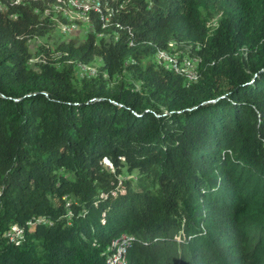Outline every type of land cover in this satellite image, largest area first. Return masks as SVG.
<instances>
[{
    "label": "trees",
    "instance_id": "1",
    "mask_svg": "<svg viewBox=\"0 0 264 264\" xmlns=\"http://www.w3.org/2000/svg\"><path fill=\"white\" fill-rule=\"evenodd\" d=\"M100 1L0 0V264H264V0Z\"/></svg>",
    "mask_w": 264,
    "mask_h": 264
},
{
    "label": "rangeland",
    "instance_id": "2",
    "mask_svg": "<svg viewBox=\"0 0 264 264\" xmlns=\"http://www.w3.org/2000/svg\"><path fill=\"white\" fill-rule=\"evenodd\" d=\"M92 2V1H90ZM87 3H89V1H87ZM73 9V10H72ZM79 8H75V7H70L68 8V10L65 12V16L68 17L70 19L71 22H73L72 26H61L55 33V35L52 37L51 40V45L50 46H56L58 43L61 42H66L68 43L70 40H75L79 43L83 42L85 40V37L87 35V22L88 20H85L84 18L81 17V14H79ZM80 22V23H79ZM79 23V24H78ZM73 32V33H72ZM45 39H41V40H34L31 42V51L34 53L35 52V46L38 45L39 43L44 44ZM176 46V45H175ZM175 50V48H174ZM167 58L170 59L171 63L172 61L174 63H176V61L174 60V58H170V56H167ZM189 66H187V69L185 70V72L187 73H191V69H195V64L193 62L189 63ZM85 69V68H84ZM87 69V68H86ZM180 70L177 67L178 71ZM95 71L92 70V73H94ZM195 73H193L192 71V75H188L189 79H194L195 77ZM135 85V87L137 88V90L140 89V84L139 83H133ZM142 89V88H141Z\"/></svg>",
    "mask_w": 264,
    "mask_h": 264
},
{
    "label": "bare ground",
    "instance_id": "3",
    "mask_svg": "<svg viewBox=\"0 0 264 264\" xmlns=\"http://www.w3.org/2000/svg\"><path fill=\"white\" fill-rule=\"evenodd\" d=\"M69 1V7H77L79 8V11L81 14V17L84 18L85 20L87 19V15L89 14V12L91 11H95L97 13H101L102 11V4H101V1L100 0H92V2L89 1V3H86V11H81V8L75 4V2H72V0H68ZM73 10V9H72ZM161 55V58L164 59V61L166 62H170V59L167 58V54H160ZM171 58V57H170ZM180 58V57H179ZM172 59V58H171ZM163 61V60H162ZM165 63V62H163ZM198 66V65H197ZM183 69V68H182ZM195 70V69H194ZM191 71V70H190ZM197 71V70H196ZM192 72V71H191ZM196 77V75L194 76ZM195 79V78H194ZM192 80V79H191ZM21 232H18V236H20ZM120 245V244H119ZM125 245V244H124ZM115 247V246H114ZM125 247V246H124ZM114 249V248H113ZM123 254H124V249H122L121 247H119L117 249V254L114 255V256H110L107 261H106V264H121L120 260L121 258H123ZM125 258V257H124ZM125 261V260H124Z\"/></svg>",
    "mask_w": 264,
    "mask_h": 264
},
{
    "label": "built area",
    "instance_id": "4",
    "mask_svg": "<svg viewBox=\"0 0 264 264\" xmlns=\"http://www.w3.org/2000/svg\"><path fill=\"white\" fill-rule=\"evenodd\" d=\"M87 1H92V0H72V2H75L76 5H78L80 8H81V11H86V3ZM113 8H114V4H113ZM73 33V32H72ZM42 44L39 43L38 45L35 46V48H38L39 46H41ZM180 57H183V56H180ZM35 59H39V58H35ZM43 60V59H42ZM186 60H190V57H183V64H185V61ZM167 67H170L169 65H167ZM194 69H192L193 71ZM187 75H192V72L191 73H188ZM105 162L111 166V164L105 160ZM20 230V228H19Z\"/></svg>",
    "mask_w": 264,
    "mask_h": 264
}]
</instances>
